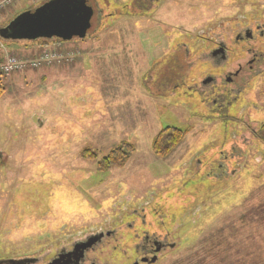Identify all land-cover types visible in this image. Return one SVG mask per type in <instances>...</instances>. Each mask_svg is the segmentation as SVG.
I'll list each match as a JSON object with an SVG mask.
<instances>
[{"label":"rangeland","instance_id":"1","mask_svg":"<svg viewBox=\"0 0 264 264\" xmlns=\"http://www.w3.org/2000/svg\"><path fill=\"white\" fill-rule=\"evenodd\" d=\"M50 1H19L0 29ZM89 2L84 40L0 39V63L59 56L0 75V260L50 264L107 234L100 264H134L148 235L172 245L155 264H264V0ZM246 29L254 40L234 43ZM216 39L230 51L221 69ZM212 75L219 99L190 96ZM167 128L188 134L157 157ZM122 148L124 166L100 171Z\"/></svg>","mask_w":264,"mask_h":264},{"label":"water","instance_id":"2","mask_svg":"<svg viewBox=\"0 0 264 264\" xmlns=\"http://www.w3.org/2000/svg\"><path fill=\"white\" fill-rule=\"evenodd\" d=\"M93 15L89 0H52L34 11L18 15L0 29V38L6 41L30 42L52 38L61 41H71L74 38L84 40L91 29ZM96 240L76 247V251L79 248L87 249ZM156 261L157 257H154L151 262Z\"/></svg>","mask_w":264,"mask_h":264},{"label":"flooded vegetation","instance_id":"3","mask_svg":"<svg viewBox=\"0 0 264 264\" xmlns=\"http://www.w3.org/2000/svg\"><path fill=\"white\" fill-rule=\"evenodd\" d=\"M255 31L257 32L258 36L261 38H264V28L260 25H256ZM245 33L243 34H238L236 37V40H234V43H238V44H244L246 42L252 41L255 38L254 35V31L250 30V29H246L244 31ZM206 40V38H205ZM205 40H203V42L206 44L207 41L205 42ZM217 41V42H216ZM216 42V47L211 49V56L209 57V59H211L212 61L216 62V66L217 69H221L225 63L228 61L229 55L228 53L229 48L225 45V43L218 41V39L215 40ZM199 48L197 47V50ZM259 58L257 57L256 53L254 58H252L250 61L247 62V66L249 68L250 71L253 70L254 65H256L258 63ZM249 72L248 70H245V68L242 66V64L238 65V68L234 71H231L230 73H228L227 77L225 79H223L224 82H226L228 85L232 86L233 84H236V80L238 78H240L244 73ZM219 83V79L217 76L212 75V76H207L205 78V80L202 82V86L205 88V91L200 90L201 89V85L200 87L197 86L193 89H189L190 91V96H198V98H202L204 95H208V96H217V98L219 99V94L220 93V89L221 84H223V82ZM224 95V94H223ZM218 100H214V103H216ZM217 106V105H216ZM222 109L220 108L218 111L220 112ZM3 158V154L0 152V169H2V166L4 167V165L1 164ZM103 235V237H101ZM96 237H101V239L92 247L87 248V249H83V248H79V251H76V247H81L84 246L85 244H89L90 241H93L96 238H88V240L78 243L75 246H73V248L69 249V250H62V252L60 254H58L53 261L50 264H100L99 262H95L93 261L94 259L91 256V253L93 251H95L97 249V247L101 246L103 244V242L105 241V238H107V234H100L99 236ZM146 238V243H145V251L142 252L140 259L136 260V261H140V262H136L135 263H139V264H154L152 263V259L154 257L158 258V255L160 254H164L165 251L168 248H172V245H170L169 243H167V240L165 241L166 243H164V241H151V237L148 235L145 237ZM153 242V243H152ZM145 260H148V262H145ZM134 263V264H135ZM0 264H23V263H16L13 262L11 260H7V261H1L0 260Z\"/></svg>","mask_w":264,"mask_h":264},{"label":"trees","instance_id":"4","mask_svg":"<svg viewBox=\"0 0 264 264\" xmlns=\"http://www.w3.org/2000/svg\"><path fill=\"white\" fill-rule=\"evenodd\" d=\"M4 93L0 86V98ZM188 131L178 128H167L163 130L153 141V152L157 157H167L184 139ZM131 149V147H129ZM132 150L128 153L126 150L119 149L103 159L99 165L100 171L108 172L113 167H122L127 162Z\"/></svg>","mask_w":264,"mask_h":264},{"label":"built area","instance_id":"5","mask_svg":"<svg viewBox=\"0 0 264 264\" xmlns=\"http://www.w3.org/2000/svg\"><path fill=\"white\" fill-rule=\"evenodd\" d=\"M18 1L20 0H0V14ZM58 60V54L45 55L40 57L38 60L33 61H25L15 57H8L4 62L0 63V75L10 76L14 73L23 72L28 69H38L46 63Z\"/></svg>","mask_w":264,"mask_h":264}]
</instances>
